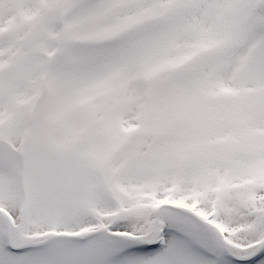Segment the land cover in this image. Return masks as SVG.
<instances>
[{
	"label": "snow or ice",
	"instance_id": "snow-or-ice-1",
	"mask_svg": "<svg viewBox=\"0 0 264 264\" xmlns=\"http://www.w3.org/2000/svg\"><path fill=\"white\" fill-rule=\"evenodd\" d=\"M0 264H264V0H0Z\"/></svg>",
	"mask_w": 264,
	"mask_h": 264
}]
</instances>
